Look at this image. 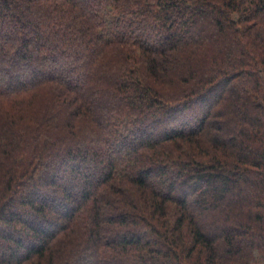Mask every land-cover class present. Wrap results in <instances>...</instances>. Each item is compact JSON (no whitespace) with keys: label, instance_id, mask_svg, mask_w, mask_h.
<instances>
[{"label":"trees","instance_id":"trees-1","mask_svg":"<svg viewBox=\"0 0 264 264\" xmlns=\"http://www.w3.org/2000/svg\"><path fill=\"white\" fill-rule=\"evenodd\" d=\"M3 56L0 264H264V0H0Z\"/></svg>","mask_w":264,"mask_h":264},{"label":"rangeland","instance_id":"rangeland-1","mask_svg":"<svg viewBox=\"0 0 264 264\" xmlns=\"http://www.w3.org/2000/svg\"><path fill=\"white\" fill-rule=\"evenodd\" d=\"M16 3H18V1H16ZM21 5V4H20ZM16 6H18V7H20L19 5H16ZM13 7V9H15V7L14 6H12ZM30 21H31V23H34V21L33 20H35L34 19V17H30V19H29ZM30 23V25L27 27L28 29L26 30V32H24V35H25V33L28 35L29 33H30V28L32 27V24ZM26 36V35H25ZM4 58V61H3V63H1L0 64V69H7L10 65L6 62V56H3ZM5 83H8V81H5ZM220 87V85L219 86H217V91L215 92L214 90H211L210 91V97H211V99H212V101H213V99H215L216 97H217V95H218V88ZM205 104H207V103H205ZM207 107V106H206ZM196 108H198V109H200V110H202L203 108H205V105H202V103L200 104V103H198V105H196ZM180 121H178L177 123H179ZM183 122V121H182ZM183 123H187V122H183ZM223 137V136H222ZM221 137V138H222ZM86 172V174L87 175H89V176H91L92 175V171L88 168L87 169V167L85 168V170H82V171H79V175H82L83 173H85ZM94 175V174H93ZM79 177V176H78ZM45 178L47 179L48 177L47 176H45ZM92 180H94V178H92ZM61 182H62V184L64 185V186H66V184H68V182H67V179L65 178V176H63L62 175V178H61V180H60ZM230 198H227V201L229 200ZM1 249H3V247L1 248Z\"/></svg>","mask_w":264,"mask_h":264}]
</instances>
